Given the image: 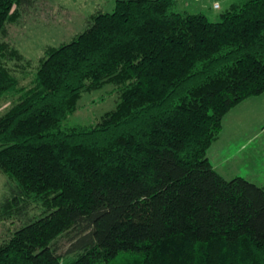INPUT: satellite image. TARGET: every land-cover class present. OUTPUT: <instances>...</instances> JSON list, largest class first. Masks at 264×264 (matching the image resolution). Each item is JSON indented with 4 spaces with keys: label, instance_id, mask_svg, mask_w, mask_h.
I'll list each match as a JSON object with an SVG mask.
<instances>
[{
    "label": "trees",
    "instance_id": "obj_1",
    "mask_svg": "<svg viewBox=\"0 0 264 264\" xmlns=\"http://www.w3.org/2000/svg\"><path fill=\"white\" fill-rule=\"evenodd\" d=\"M25 1L0 0V37ZM178 7L118 0L50 49L29 87L0 58V97L18 96L0 117V169L18 186L0 218L21 197L44 204L0 264H264V185L208 156L226 115L264 94V0L217 22ZM110 83L115 109L65 124Z\"/></svg>",
    "mask_w": 264,
    "mask_h": 264
},
{
    "label": "rangeland",
    "instance_id": "obj_2",
    "mask_svg": "<svg viewBox=\"0 0 264 264\" xmlns=\"http://www.w3.org/2000/svg\"><path fill=\"white\" fill-rule=\"evenodd\" d=\"M117 1L26 0L14 9L12 19L0 37L5 52L4 55L0 54V58L17 77L20 86L29 87L50 49L71 41L87 28L96 14L112 12ZM242 1L179 0L178 9L181 12L204 13L210 20L217 22L233 4ZM119 96L120 90L111 83L101 89L84 92L65 124L96 123L107 112L115 109ZM17 102V95L0 97V117ZM250 141H254V148L257 145L263 147L255 149L254 158L248 156ZM208 156L226 178L242 176L264 185V94L245 100L226 115L223 133L208 151ZM16 182L0 169V205L6 199L13 201L18 190ZM17 204L19 206L13 203L12 216L0 218V245L29 218L39 216L44 210L40 198L32 197L26 201L21 197ZM66 248L67 244L64 243L63 249Z\"/></svg>",
    "mask_w": 264,
    "mask_h": 264
},
{
    "label": "crops",
    "instance_id": "obj_3",
    "mask_svg": "<svg viewBox=\"0 0 264 264\" xmlns=\"http://www.w3.org/2000/svg\"><path fill=\"white\" fill-rule=\"evenodd\" d=\"M262 96V95H261ZM245 102V101H244ZM241 104V103H240ZM239 104V105H240ZM252 142H254V141H250V144H248L249 146H250V151H249V157H251V158H254V155L256 156V154H254V153H256L255 152V149L256 150H258V149H260V148H263L261 145H257V148H254L253 147V143ZM260 154V153H259ZM210 160H211V158H210ZM212 161V160H211ZM212 163H213V165H214V167H215V169H217V167L215 166V164H214V162L212 161ZM224 175V174H223ZM259 185H261V184H259Z\"/></svg>",
    "mask_w": 264,
    "mask_h": 264
},
{
    "label": "built area",
    "instance_id": "obj_4",
    "mask_svg": "<svg viewBox=\"0 0 264 264\" xmlns=\"http://www.w3.org/2000/svg\"><path fill=\"white\" fill-rule=\"evenodd\" d=\"M216 6H219V4H217Z\"/></svg>",
    "mask_w": 264,
    "mask_h": 264
}]
</instances>
